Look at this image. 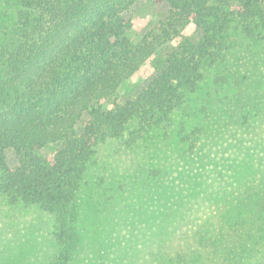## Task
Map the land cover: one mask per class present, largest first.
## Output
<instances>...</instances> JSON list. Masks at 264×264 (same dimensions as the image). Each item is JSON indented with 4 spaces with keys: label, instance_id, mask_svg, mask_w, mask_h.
Segmentation results:
<instances>
[{
    "label": "trees",
    "instance_id": "obj_1",
    "mask_svg": "<svg viewBox=\"0 0 264 264\" xmlns=\"http://www.w3.org/2000/svg\"><path fill=\"white\" fill-rule=\"evenodd\" d=\"M138 2L167 11L134 42L127 13ZM0 5L10 11V25L0 31V194L10 204L37 205L54 217L58 251L52 264H69L80 240L79 196L98 149L120 139L131 122H137L131 139L170 123L199 89L203 67L223 60L229 29L264 46V0H0ZM146 64L153 74L127 98L129 80ZM200 137L196 127L181 139L186 154L199 156L200 164L188 171L209 180L201 185L204 200L210 198L212 176L230 163L216 164ZM260 165H249L251 172L236 182L232 199L224 194L223 205H195L191 189L173 195L167 221L143 231L141 246L127 240L119 264H264Z\"/></svg>",
    "mask_w": 264,
    "mask_h": 264
},
{
    "label": "rangeland",
    "instance_id": "obj_2",
    "mask_svg": "<svg viewBox=\"0 0 264 264\" xmlns=\"http://www.w3.org/2000/svg\"><path fill=\"white\" fill-rule=\"evenodd\" d=\"M166 11L165 6L154 7L149 2L130 8L131 40L138 41L155 27ZM8 13L0 5V31L10 25ZM225 45L223 60L203 67L199 89L188 95L185 109L176 112L170 123L131 139L129 133L137 127V122H131L120 139L98 149L79 196L80 240L69 264H119L121 247L130 243L127 240L133 238L141 246L142 233L167 221L173 195L192 190L193 204L210 202L213 208L224 204V194L232 199L236 182L251 172L249 165L254 168L261 163L264 174V46L233 29L227 31ZM152 74L149 64L141 67L129 80L126 97L135 95ZM196 127L201 131L203 151L211 152L216 164L219 160L230 163L221 165L212 176L210 198L204 200L201 185L209 180L188 171L187 166L200 164L199 156L186 154L187 142L181 139ZM7 157L12 164V153ZM56 229L54 217L39 206L10 204L0 194V264H52L58 251Z\"/></svg>",
    "mask_w": 264,
    "mask_h": 264
},
{
    "label": "bare ground",
    "instance_id": "obj_3",
    "mask_svg": "<svg viewBox=\"0 0 264 264\" xmlns=\"http://www.w3.org/2000/svg\"><path fill=\"white\" fill-rule=\"evenodd\" d=\"M137 244V243H136Z\"/></svg>",
    "mask_w": 264,
    "mask_h": 264
}]
</instances>
